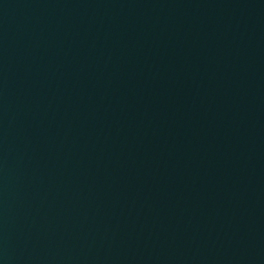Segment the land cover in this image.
I'll list each match as a JSON object with an SVG mask.
<instances>
[{"label":"water","instance_id":"1","mask_svg":"<svg viewBox=\"0 0 264 264\" xmlns=\"http://www.w3.org/2000/svg\"><path fill=\"white\" fill-rule=\"evenodd\" d=\"M0 264H264V0H0Z\"/></svg>","mask_w":264,"mask_h":264}]
</instances>
